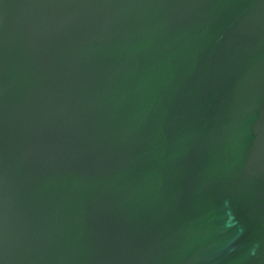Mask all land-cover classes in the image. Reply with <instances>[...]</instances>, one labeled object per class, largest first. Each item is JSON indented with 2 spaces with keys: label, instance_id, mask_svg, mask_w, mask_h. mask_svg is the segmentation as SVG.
Here are the masks:
<instances>
[{
  "label": "water",
  "instance_id": "obj_1",
  "mask_svg": "<svg viewBox=\"0 0 264 264\" xmlns=\"http://www.w3.org/2000/svg\"><path fill=\"white\" fill-rule=\"evenodd\" d=\"M0 264H264V0H0Z\"/></svg>",
  "mask_w": 264,
  "mask_h": 264
}]
</instances>
